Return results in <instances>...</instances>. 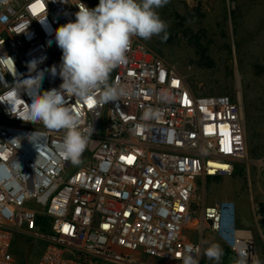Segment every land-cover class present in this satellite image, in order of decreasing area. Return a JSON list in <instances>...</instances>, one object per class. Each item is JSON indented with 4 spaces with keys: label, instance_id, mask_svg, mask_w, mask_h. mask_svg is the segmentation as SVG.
Returning <instances> with one entry per match:
<instances>
[{
    "label": "built area",
    "instance_id": "built-area-1",
    "mask_svg": "<svg viewBox=\"0 0 264 264\" xmlns=\"http://www.w3.org/2000/svg\"><path fill=\"white\" fill-rule=\"evenodd\" d=\"M82 4L93 8L85 0H0V264H19L13 248L22 236L44 247L33 264H182L189 246L200 264L207 233L225 257L237 259L243 246L255 264L256 241L240 227L236 201L204 205L198 196L208 178L242 165L253 219L264 223V196L254 197L251 179L254 170L263 192L264 159L248 156L240 104L197 94L139 37L110 74L126 93L117 102L100 93L91 106L65 97L81 127L94 129L79 165L60 155L64 130L17 117L31 103L22 91L29 62L44 72L42 92L59 90L55 32ZM148 107L160 118L143 121Z\"/></svg>",
    "mask_w": 264,
    "mask_h": 264
},
{
    "label": "rangeland",
    "instance_id": "rangeland-1",
    "mask_svg": "<svg viewBox=\"0 0 264 264\" xmlns=\"http://www.w3.org/2000/svg\"><path fill=\"white\" fill-rule=\"evenodd\" d=\"M85 1L93 8L99 3ZM156 11L167 24V39L164 33L148 40L139 38L175 66L197 94L227 95L238 102L248 156L264 159V0H169ZM256 178L251 170L253 195L260 199L264 184L261 192ZM250 195L247 171L239 165L231 177L208 178L198 196L204 205L236 201L239 225L252 230L258 260L264 264V223L260 227L254 221ZM212 243L218 242L207 233L200 264H217L204 255ZM13 249L19 264H33L44 247L22 236ZM235 260L223 255L219 264H234Z\"/></svg>",
    "mask_w": 264,
    "mask_h": 264
},
{
    "label": "clouds",
    "instance_id": "clouds-1",
    "mask_svg": "<svg viewBox=\"0 0 264 264\" xmlns=\"http://www.w3.org/2000/svg\"><path fill=\"white\" fill-rule=\"evenodd\" d=\"M168 2L99 0L92 9L84 4L78 6L75 21L59 27L55 32V42L62 51L59 67L62 83L59 90L53 88L42 92L44 72L38 70L36 60L29 62V77L22 79V91L31 97V103H26L25 112L17 117L32 124L42 123L48 129L64 130L65 135L59 145L60 155L71 164L79 165L94 129L93 125L81 127L80 115L67 105L65 97L89 103L100 93V100L107 103L117 102L124 96L126 93L118 83L109 82L110 74L127 63L126 52L132 37L148 40L153 35L164 33L163 39H167V24L156 9ZM7 63L14 66L10 57ZM52 74H57L55 67ZM161 96L167 98L165 93ZM159 118L160 112L151 107L146 108L141 117L143 121ZM235 251L238 258L234 264H248L246 248L241 246ZM204 255L219 264L224 252L218 243H212L204 250ZM181 259L182 264H199L192 246L187 248ZM255 264H260V261Z\"/></svg>",
    "mask_w": 264,
    "mask_h": 264
},
{
    "label": "snow or ice",
    "instance_id": "snow-or-ice-1",
    "mask_svg": "<svg viewBox=\"0 0 264 264\" xmlns=\"http://www.w3.org/2000/svg\"><path fill=\"white\" fill-rule=\"evenodd\" d=\"M91 104H92V101H89V106H91Z\"/></svg>",
    "mask_w": 264,
    "mask_h": 264
}]
</instances>
